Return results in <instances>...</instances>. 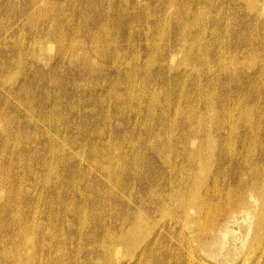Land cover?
Instances as JSON below:
<instances>
[{
  "label": "bare ground",
  "instance_id": "obj_1",
  "mask_svg": "<svg viewBox=\"0 0 264 264\" xmlns=\"http://www.w3.org/2000/svg\"><path fill=\"white\" fill-rule=\"evenodd\" d=\"M7 1L9 2L10 7L11 3H15L14 5L16 9L11 13L13 14L12 16L15 17L20 24H24L22 23L23 18H25L24 16L29 6L35 7V14L30 16V20L32 21L37 19L42 20L49 14L50 7L47 3H42V5L39 4L40 6H37V0H30V4L28 2L25 3L24 0ZM127 1L128 0H126V2ZM167 3H169L170 8H173V12L169 14L167 21L169 20V23L171 22V25L174 26V32L166 29L167 23L165 22V18L162 19L163 13H159L163 9L159 10V12L153 15L149 13H146L145 15L137 13L127 16V14L122 12L118 15H115L114 18L111 17L112 15L110 14L112 13H110V11H108L107 15L105 9L96 10L94 14L92 13V21L89 22L87 20H84L83 23H81L83 25L82 27L80 26V28L81 31L82 28H85V31L87 30L86 33L88 38L91 41H94L97 39V35L96 33H93L92 30L94 28H99L102 32L100 33L106 35V27H99V25L102 24L99 23L98 25V22L101 19H105L107 16H109L110 22L115 21L114 23L117 26V32L119 34L117 36H121V39L131 36V39L137 38L138 41H141L145 37L143 38V35L138 30L137 33L133 35V26H130L132 30H129L128 23L129 21H135L139 23L146 21L147 24L149 23L147 27L148 32L144 36H146L145 40L147 42L152 43L149 47L144 48L143 52L144 54H146V56L148 55L147 58H144L148 59V57H152L150 63L143 66L144 68L135 65L132 67V69L130 68V70L123 73L124 75H120L119 78H116L113 86L115 88H119L120 85H124L126 87V93L124 96L115 94L116 97H114V95L112 94V97L117 98V101L121 102V104L123 103L124 106L128 105L132 107L134 101L131 102V98H134L135 96L139 97L141 95L140 98H138V101L135 100L138 103L135 107L136 111L133 110V112L136 113L138 110V112L144 113L146 115V118H148L150 123L142 125L144 127L146 136H148L149 139L151 138L153 142H151V145H142L141 150H137L135 154V151H131V156L122 155L118 148H115L108 142H102L103 148L92 150L91 156L92 158H96L97 161L100 160L102 163L104 162L107 164H105V167H103L102 169L107 174V181L114 180V182H116V187H118L117 184L120 183V186L123 188V190L130 192L128 187L129 184L127 183V181H131L135 184H139L143 191L157 192V194H159L161 198L160 200L158 199L159 201L156 200L155 207L157 211H160L164 216L163 221L166 220L165 222L168 224H162L158 230V233L152 235L151 232L147 229L150 219L143 208V203H146L143 202V199L139 200L141 210H138L136 214L130 211L132 213H127V215L123 216V218L119 220L121 224L118 228H109L105 223H102L100 214H98L97 210L95 209L88 210L89 212L82 211L84 209L78 210L75 213L74 221L79 224V236H81L82 241H89L90 244L92 243V248L88 249L84 245L80 247L77 246L79 247L77 253L75 252L76 254H71V256L65 255V253H59V248L64 246L65 242L62 243V239L58 236L61 240L56 241L55 246H53L52 243L53 239H50L51 244L46 245V250L51 253L54 252V247H56V254H48V256L44 257L43 246H45V242L48 237L44 235L43 238L45 239L40 240L41 245L39 246V244H37L39 243V241L33 239V237L29 233L30 231L28 225L32 222V219L28 223L27 217H22L20 215L17 217L15 216V211H17V208L13 205L17 202V200L23 197L19 192L18 195V193H16L15 191H10L7 195L8 198L5 199V196L2 197L0 192V264H76L78 260V254L85 257L86 261L81 262L82 264H90L94 256L103 261V264H114L118 260H116V258L119 256L120 250H125L127 254L130 255L129 262H126L127 264H131V261H133L132 264H217L213 261V258H215L212 255L214 248L218 250L219 255L221 252H224V254L220 256L224 259L223 264H264V0H183L181 4H177L174 7L172 6V4L174 5L176 3V0H168ZM195 5H197V10L195 9L196 11H193V7ZM59 6L61 7V4ZM8 8L7 10H9ZM120 10L121 9L119 8V11ZM135 11L137 12V10ZM2 12L3 9L0 6V13ZM71 12L73 13V11ZM57 17H59V15ZM62 18L63 17L61 16L60 19ZM27 21H29V19ZM107 23L108 22H106V24ZM27 24L28 23H26V25ZM49 25H47V27ZM53 25L55 24L53 23ZM169 26L170 25L168 24V27ZM76 28L77 27H75V29ZM134 28L136 27L134 26ZM164 28L167 30V33H165V30H163ZM64 29L65 28H63V30ZM58 30L56 29V31ZM208 31L211 34L209 35L211 36L209 40H207L209 37L206 39V33ZM59 32L60 31H58V33ZM69 36L71 35L69 34ZM62 38L63 37H61V39ZM58 40L59 39H57V41ZM54 43L56 42L54 41ZM76 43L79 42L77 41ZM95 44L96 46L93 47L92 52H90L89 50V52H87L88 54H86V58L84 59V69L82 71L86 74V76L90 75L94 78H98L106 76V72L103 70V66L105 64L113 63L119 65L120 63L124 62L122 60L125 58V55L121 54L120 49H123L122 46H120L118 50L117 48H115V46L112 47V44L108 42L106 48L102 47L101 50H98L99 46L97 44V41H95ZM128 44H131V49H134L132 51L133 57L132 55L130 56L133 60L138 61L139 51H136L137 42L133 43V45L131 42H129ZM69 45L71 44L69 43ZM79 45L81 44L79 43ZM2 46L4 47V49L6 48V46H4L3 44ZM68 46H66V48ZM28 48L30 49V47ZM75 49L77 50V48ZM4 51L5 50L0 53V72H3L4 70L11 71L12 66H15V68L20 66L22 61L20 58H18L17 64L14 65L16 61L12 64V62L7 58V52ZM95 52H97L98 54V63L93 62L92 59H90L91 53H93L94 55ZM180 53L181 55H183V58L181 59V61H179L180 63L178 64L182 68L184 66L185 69L188 68L189 70L186 71V73L184 71V73L178 74L179 69H177L178 67H176L175 69L174 66L179 65L173 63L174 61H176L175 56ZM64 55L60 56L62 57ZM73 55L76 56V54ZM84 55L85 54H83V56ZM3 56H6V58H4ZM10 60L13 61V59ZM75 62H78V60ZM168 62H170V64H168ZM154 66L158 69L157 72H159V74L162 75L164 67H167L168 72H173L174 76L169 78L167 81L162 82V86H164L167 94L170 96V99L165 100L164 103H161L163 102L161 101L163 99L162 97V99L160 100L161 102L157 103L159 98L156 95V89H153L155 93L152 94L151 103L148 104L144 101V99L146 100L147 98L144 97V93L145 90H147V88L151 86V84L154 85L155 80L152 76L153 79H151L150 77V80L148 81V79H146V81L143 80L145 79L143 78V81L140 79V81L142 82L139 83L138 77L139 75L145 76L147 73H151V69ZM74 67L75 66H73V68ZM55 69H58L59 71V68ZM76 69L79 70V68ZM117 75H119V73ZM39 82H41V80ZM101 91L102 90L100 89V92ZM165 96L164 98H166ZM54 104L56 103H53V105ZM154 104L159 108L156 109ZM173 106L174 110L173 114H171L170 110H172ZM8 107L10 106H7V108ZM117 109L121 110L122 108ZM157 110L159 113H157ZM29 112L33 113V110ZM138 112L137 114H139ZM129 114L131 115L130 112ZM54 116L52 117L54 118ZM141 118L140 120L143 119ZM39 124H41L40 121ZM127 133L129 134V132ZM57 134L58 133H56V135ZM57 140H60V138H57ZM7 141L9 140L7 139ZM7 141L5 135V142L3 141V144ZM93 142L95 144V142L97 141ZM132 150H135V148ZM55 152L58 153L60 151H58L57 149ZM70 152L72 151L70 150ZM167 153L168 156L165 157L164 154ZM127 154H130L129 149ZM157 161H161L162 165H164L167 170L163 171L162 168H158V165L156 164ZM49 164H51V161H49ZM120 164L123 165L122 172H124L126 181H124V179L121 180V173L116 175L114 171L113 174L110 175H108L107 173L108 169H110L112 165H115V167L118 168ZM52 174L51 177H53ZM76 179L78 178L76 177ZM118 180L120 182H118ZM158 181L160 182L158 184L159 186L155 188L154 184ZM117 192L119 193L120 190L116 191L115 193ZM119 194L121 195V193ZM130 204H132V202ZM39 209H41L40 206ZM158 214L156 213L157 216ZM39 220L37 221L39 222ZM158 220H156V222ZM41 226H43V224ZM154 228H156V226ZM37 230L39 229L37 228ZM53 230H55V228ZM63 231L61 232L63 233ZM5 233L9 235L8 238H5ZM53 233L56 232L54 231ZM55 236L57 237V235ZM81 238H79V241H81ZM173 241H175L176 244L170 245L169 243H172ZM63 248L65 249V246ZM63 254L68 257H66L65 259V256ZM234 257L235 260H233ZM120 258L122 257L120 256ZM117 263H119V261Z\"/></svg>",
  "mask_w": 264,
  "mask_h": 264
},
{
  "label": "rangeland",
  "instance_id": "obj_2",
  "mask_svg": "<svg viewBox=\"0 0 264 264\" xmlns=\"http://www.w3.org/2000/svg\"><path fill=\"white\" fill-rule=\"evenodd\" d=\"M24 1H25V3L28 2L30 4V0L29 1L24 0ZM135 1L136 0H128L127 2H126V0H124V1L123 0H84V1L83 0H81V1L80 0H64V2H63V0H60V1L57 0V2H58L57 3L56 0H52V1L51 0H47V1L46 0H37V6L39 4L42 5V3H47L49 5L50 8H49L48 16L44 17L42 20H38V19L34 20V21L30 20V16L35 14V12H34L35 7L29 6L27 4L29 6V8L26 10V13L24 16L25 18H23L22 23H24V24H20L16 20V18L12 16L13 14L11 13L12 11H15V9H16V7L14 5L15 3L14 4L11 3V7H10L9 2L7 0H0V6L3 9V12L0 13V39H2V40H0V53H2L3 50H5L4 52H7V54H8L7 55L8 60L11 61L12 64L16 61L14 65L17 64L18 58H20L22 60V61L20 60L21 61L20 66H18L16 68H15V66H12L11 71H5L4 70L3 72H0V80L2 81V82L0 81V116H1L0 117L1 118L0 119V122H1V124H0V129H1L0 130V179H1L0 180V192H1L2 197L5 196L4 197L5 199L8 198L7 195L9 194L10 191H15L16 193L19 192L20 195L23 197V198H20L19 200H17V202L14 203V205H13V206H16V208H17V211H15V216L17 217L20 215L22 217L23 216L27 217L28 223L32 219V222H31L32 224L29 223V225H28L29 231H30L29 233L33 237V239H36L37 241H39V243H37V244H39V246L41 245L40 240L45 239V238H43L44 235H46L48 237L46 242H45V246H43L44 247V249H43L44 257L48 256V254H56V251H57L56 247H54L55 249H54V252H52V253L46 250V245L51 244L50 239H53V242H52L53 246L56 245V241H59L61 239H62V243L65 242L64 246H65L66 250L63 248L64 246H62V245H61L62 247L59 248V250H60L59 253H65V255L71 256V254H76L78 251V248L82 245H84L88 249L92 248V243L90 244L89 241H82L81 236H79L80 235L79 234V224H77V222L74 221L75 213L78 210L84 209L82 211L85 212L88 210H94L95 209V210H97L98 214H100V217L102 219V223H105L109 228H111V227L112 228H118L121 224V222H119V220L122 219L123 216L127 215V213L129 214L132 212L136 214L138 212V210H141L139 200L143 199V202H146V203L142 202L143 208L146 211L147 216L150 219L148 226H147L148 231H150L151 234L154 235V234L158 233L160 226L162 224L166 223L165 222L166 220L163 221L164 216L162 215V213L160 211H157V209L155 207L156 200H158V199L160 200V198H161V196L159 194H157V192L143 191V189L140 187L139 184H137V183L135 184L131 181H127V183L129 184L128 187H129L130 192L123 190V188L120 186V183L117 184L118 187H116V185H115L116 182H114V180H112V181L108 180L107 181V178H106L107 174L102 169L103 167H105L106 163H104V162L102 163L100 160H98L99 161L98 162L96 160V158H92V156H91L92 150L97 149V148H103L102 142H104V143L108 142L110 145H113L115 148H118L122 155H127V156L132 155L131 151H135L134 152V154H135L137 150L138 151L141 150L142 145H144V144H146V145L150 144L151 145V142H153L151 138L149 139V137L146 136L145 130L143 127L144 124H149L150 121L148 120V118H146V115L144 113H140L137 110V112L140 114V116H139V114H137V112L136 113L133 112V110L136 111L135 107H136V104L138 103L136 101H138V98H140L141 95L139 97L135 96L134 98H131L130 101L131 102L134 101L133 102L134 104L132 107H130L128 105L124 106L123 103H122L123 104L122 105L121 102L117 101V98H114V97H116L115 94H118L120 96H124L126 93L125 92L126 87L124 85H120L119 88H115L113 86L115 81H116V78H119L120 75H124L123 73L130 70V68L132 69L133 66L138 65L139 67L144 68L143 66L148 65L150 63V60L152 57H148V59H146L148 55L146 56V54H144V52H143V49L146 47H149L150 44L152 43V42L151 43L147 42L145 40L146 36H144L148 32L147 27H148L149 23L147 24L146 21H143L141 23L135 22V21H133V22L129 21V23H128L129 30H132V28H133V30H132L134 32L133 35H135V33H137V30H138L143 35V38L145 37L144 39L142 38L143 40L138 41L137 38H135V39L132 38L134 40L133 41L131 39V36L130 37H124L123 39H121V36H117L119 34L117 32V26L114 23L115 21L110 22V17L107 15H108V11H110V13H112L110 15H112L111 17H113V18L115 17V15H118L122 12L127 14V16L134 15L137 13L141 14V15H145L146 13L153 15V14L159 12V10L163 9L159 13H163L162 19L165 18V22L167 23L166 29L174 32L175 31L174 26L171 25L172 24L171 22L169 23V20L167 21L169 14L173 12V10H172L173 8L169 7V3H167L168 0L167 1L166 0H158V1L157 0H137L136 2ZM150 1L153 3H151ZM149 2H150V4H149ZM154 2H156L157 4ZM161 2H162V4H161ZM182 2H183V0H176V3L174 5L172 4V6L174 7L177 4L178 5L181 4ZM50 3H51V5H50ZM165 3L168 6H166ZM56 4H59V5L61 4V7L59 5H56ZM146 4H148V5H146ZM72 5H74V6H72ZM134 5H135V8H134ZM96 6H97V8H96ZM196 6L197 5H195L193 7V11L197 10ZM118 7L121 9L120 11H119ZM165 7H166V9H165ZM7 8L9 10H7ZM124 8H125V10H124ZM83 9H85V10H83ZM103 9H105V11L107 12V15H106L107 17L105 19L104 18L101 19L98 22V25L100 23L102 25H99V27L100 26L106 27V31H107L106 35L107 36L105 34H101L102 32L100 31L99 28H97V29L94 28L92 30V32L96 33V35L98 37L96 36L97 39L94 41H91L87 36V33H86L87 30L85 31V28H82V31H81L80 26L82 27V25H83L81 23H83L84 20L91 22L92 17H93L92 13L94 14L96 10H103ZM135 10H137V12ZM146 10H147V12H146ZM71 11H73V13ZM162 11H164V12H162ZM26 14H28V15H26ZM52 14H54V15H52ZM58 15H59V17H57ZM85 15H86V17H85ZM164 15H165V17H164ZM61 16L63 17L62 19H60ZM211 16H213V15H211ZM56 17H57V19H56ZM28 19H29V21H27ZM25 21H27V22H25ZM30 21L33 23H31ZM106 22H108V23L106 24ZM26 23H28V24L26 25ZM53 23L55 25H53ZM60 23L64 24L65 26L61 25ZM168 24L170 25L169 27H168ZM47 25H49V26L47 27ZM138 25H140V26H138ZM33 26H34V30H33ZM74 26L77 28L75 29ZM130 26L131 27L133 26V27L131 28ZM134 26L136 28H134ZM24 27H26V28H24ZM142 27H143V29H142ZM29 28H31V29H29ZM52 28H54V29H52ZM63 28H65L64 29L65 31L63 30ZM56 29L57 30L59 29L58 31H60V32L58 33V31H56ZM166 29L165 28L163 29V30H165V33H167ZM222 29H224V28H222ZM97 30H98V32H97ZM32 31H33V33L35 32L34 33L35 35L32 33ZM108 31H109V33H108ZM40 32H41V34H40ZM43 32H44V34H43ZM55 32H56V34H55ZM19 33H20V35H19ZM84 33H85V35H84ZM69 34L71 36H69ZM75 34H76V36H75ZM44 35H45V37H44ZM209 35H211V34L208 31L206 33V39L209 37L207 40H209L211 37ZM82 36H83V39H82ZM61 37H63V38L61 39ZM57 39H59V40L57 41ZM51 40L52 41L54 40L56 43H54V41L52 42ZM63 40H64V42H63ZM99 40H100V43H99ZM49 41H51V42H49ZM60 41H62V42H60ZM77 41L81 45H79V43H76ZM95 41H97V44L99 43L98 44V46H99L98 50H101L102 47L106 48L108 42H110L112 44V47L115 46V48H117L118 50H119V47L122 46L123 49H120L121 54L125 55V58H124L125 60L124 59L122 60L124 62L120 63L119 65H116L113 63L105 64L103 66V70L106 72V76H102V77H98V78H94L93 76H90V75L86 76V74L83 73V71H82L84 69L83 68L84 62H85L84 59L86 58V54H88L87 52H89V50H90V52H92L93 47L96 46ZM86 42H87V44H86ZM129 42H131L132 45H133V43L137 42V46H136L137 49L136 48L135 49H136V51H139V60L138 61L132 59V57H133L132 51L134 49H131V47H130L131 44L130 45L128 44ZM58 43L60 44V46ZM69 43L71 45H69ZM118 43H119V45H118ZM158 43H159V41H158ZM2 44L4 46H6L5 49L2 46ZM73 44L75 47L73 46ZM87 45H88V47H87ZM16 46H19V47H16ZM66 46H68V47L66 48ZM28 47H30L31 51ZM53 47H55V48L57 47L56 50ZM75 48H77V50ZM81 48H83V49H81ZM128 48H130L131 50ZM211 50H212V48H211ZM9 52H10V54H9ZM28 52H29V54H28ZM60 53H62V54H60ZM59 54L60 55L65 54V55L61 57ZM73 54H76L77 57L74 56ZM83 54H85L84 55L85 57L83 56ZM28 55H29V57H28ZM66 55H67V58H66ZM130 55H132V57ZM8 56H10V57H8ZM73 56L76 59H74ZM60 57L63 59V61ZM90 57H91L90 59H92L93 62L98 63L97 61H99V59H98L97 52H95L94 55H93V53H91ZM144 57H146V58H144ZM4 58H6V56ZM182 58H183V55H181V53L177 54V56H175L176 61H174L173 64L180 63L179 61H181ZM10 59H13V61ZM70 59H71V61H70ZM56 60H58V61H56ZM77 60H78V62H75ZM31 61L34 63H32ZM54 61H55V63H54ZM68 62H70V63H68ZM168 64H170V62H168ZM73 66H75V67L73 68ZM174 67H175V69H176V67H178L177 68V69H179L178 74L184 73V71L186 73V71L189 70L188 68L185 69L184 66L182 68L180 65L179 66L176 65ZM55 68H59V71H58V69H55ZM76 68H79V70ZM20 69H22V70H20ZM157 71H158V69L154 66L151 69L152 74L149 72L145 76L143 75L144 77L141 75H139V77H138L139 83H141L143 80H146V79H148V81H149L150 77H151V79L154 78V80H155L154 85L151 84V86L149 88H147V90H145V93H144V97L145 98L147 97L146 100L144 99V101L148 104L151 103L152 94L155 92L159 98L157 103H160L161 101H163L161 103H164L165 100L170 99V96L167 94L164 86H162L163 85L162 82L167 81L169 78L173 77L174 73L170 72V71L168 72L167 67H164V71H163L162 75L159 74V72H157ZM58 73H60V74H58ZM118 73H119V75H117ZM39 74H40V76H39ZM45 74H46V76H45ZM152 76H153V78H152ZM29 77H30V79H29ZM50 77H52V78H50ZM57 77H58V79H60V78L61 79L58 80ZM143 78H145V79H143ZM140 79L141 80L143 79V80L140 81ZM40 80H41V82H39ZM59 81H60V83H59ZM74 81L76 83V87H75ZM81 81H83V82H81ZM97 81H98V83H97ZM3 83H4V86H3ZM51 83H52V85H51ZM29 84H30V86H29ZM35 85H37V86H35ZM1 87H3V88H1ZM49 87H50V90H49ZM46 89L48 92L46 91ZM100 89L102 90L101 92H100ZM153 89H156L155 92L153 91ZM108 90H109V92H108ZM111 92H115V93H111ZM119 92H120V94H119ZM16 94H17V96H16ZM105 94H106V96H105ZM107 94H108V96H107ZM112 94L114 95V97H112L113 96ZM121 94H123V95H121ZM146 94H147V96H146ZM165 94H166V96H165ZM47 95H49V96H47ZM164 96L166 98H164ZM4 97H5V99H4ZM16 97H17V101H16ZM162 97H163V99H162ZM35 98H36V100H35ZM102 99H104V100H102ZM23 100H25V101H23ZM10 101H12V102H10ZM19 101H21V102H19ZM114 102H115V105H114ZM53 103H56V104L53 105ZM55 105H56V108H55ZM7 106H10V107H8L9 109L7 108ZM69 106H70V109H69ZM154 106H155V104H154ZM155 107H156V109L159 108L158 106H155ZM34 108L36 111L34 110ZM117 108H120V109L122 108V109L118 110ZM56 109H58V110H56ZM68 109H69V111H68ZM124 109H125V111H124ZM31 110H33V113L29 112ZM173 110H174V106L172 107V110H170L171 114H173ZM53 111H54V113H53ZM107 112H108V114H107ZM120 112L123 114H121ZM129 112L131 113V115L129 114ZM157 113H159L158 110H157ZM30 114H31V116H30ZM60 114H62V115H60ZM27 116H28V118H27ZM52 116H54V118ZM33 118H34V121H33ZM92 118H93V120H92ZM140 118L142 120H140ZM110 119H112V120H110ZM59 120H60V123H59ZM136 120H138V121H136ZM39 121L41 124H39ZM55 122H57V123H55ZM133 128H135V129H133ZM131 129L134 131H132ZM50 130H51V132H50ZM4 132H5V134H4ZM46 132H48V133H46ZM55 132L58 134L56 135ZM127 132H129V134ZM131 132H132V134H131ZM110 134L112 137L110 136ZM5 135H6V141H7V139L9 141H7L6 143L3 144V141L5 142ZM55 136H56V138H55ZM57 138H60V140H57ZM145 138H147V139H145ZM93 141H97V142H95V144H94ZM134 143H135V145H134ZM14 144H15V146H14ZM75 144L76 145L78 144V145L76 146ZM134 148H135V150H132ZM57 149H58V151H60V152H58L59 155H58V153L55 152ZM128 149H129L130 154H127ZM70 150L72 152H70ZM76 156H77V159H76ZM164 156L165 157L168 156V153L164 154ZM92 159H95V160H92ZM49 161H51V164H49ZM72 161H74V162H72ZM156 164L158 165V168H162L163 171L167 170L166 167L164 165H162L161 161H157ZM121 165L122 164H120L118 168H116L115 165H112L110 167V169H108L107 173H108V175L113 174V171H114L115 175L121 173L120 174V175H122L121 180L124 179V181H126L125 177H124L125 176L124 172H122L123 165L122 166ZM79 166L81 169L79 168ZM88 166H90L91 168ZM15 169H16V172H15ZM91 169H93V170H91ZM25 170H27V171H25ZM57 170H59V171H57ZM47 171H48V173H47ZM65 173L67 176L65 175ZM51 174L53 177H51ZM76 177L78 179H76ZM118 182H120V181L118 180ZM159 183H160L159 181L156 182L154 184V187L156 188L157 186H159L158 185ZM134 185H136V186H134ZM28 187H29V189H28ZM131 188H133V189H131ZM59 189H60V191H59ZM109 189H111V190H109ZM119 190H120L119 193H121V195L118 192L115 193L116 191H119ZM19 193H18V195H19ZM152 193L153 194L155 193V194L153 195ZM3 194H5V195H3ZM152 195H153V197H152ZM60 196H62V197H60ZM127 199H128V201H127ZM131 202H132V204H130ZM133 202H134V204H133ZM142 203H141V205H142ZM39 206L41 209H39ZM32 211H33V213H32ZM130 211H132V212H130ZM156 213L157 214L159 213L158 216L156 215ZM160 214H161V216H160ZM152 215H155V216H152ZM37 216H39V217H37ZM35 217H36V219H35ZM57 218H58V220H57ZM158 219H161V220H158ZM37 220H39V222ZM156 220H158V221L156 222ZM54 222L56 225L54 224ZM153 223H154V225H153ZM42 224H43V226H41ZM72 224H74V225H72ZM166 224H168V223H166ZM35 225H36V227H35ZM72 226H73V228H72ZM155 226H156V228H154ZM151 227H153V228H151ZM37 228L39 230H37ZM54 228H55V230H53ZM50 231H52V232H50ZM54 231L56 233H53ZM61 231H63V233ZM52 235H53V238H52ZM55 235H57V237ZM4 236H5V238L9 237V235L7 233H5ZM79 238H81V241H79L80 240ZM169 244L175 245L176 242L173 241L172 243H169ZM77 246H79V247H77ZM120 254L118 256L119 258L118 257L116 258V260L117 259L118 260L114 264H127L129 262L130 255H128L125 250L124 251L120 250ZM223 254H224V252H221L219 255L218 250L214 248L212 255L215 258H213V261L217 264H223L224 259H223V257H220ZM120 256L122 258H120ZM66 257H68V256H65V259H66ZM77 259L78 260H77L76 264H82L81 262L86 261L85 257L80 255V254H78ZM98 260H99L98 257L94 256L93 260L91 261L90 264H101V263L103 264V261H101V260L98 261ZM233 260H235V257L233 258ZM118 261H119V263H117ZM130 263L132 264L133 261H131Z\"/></svg>",
  "mask_w": 264,
  "mask_h": 264
}]
</instances>
